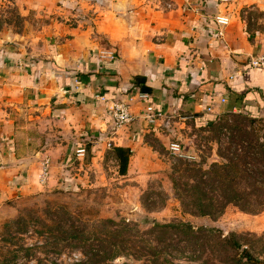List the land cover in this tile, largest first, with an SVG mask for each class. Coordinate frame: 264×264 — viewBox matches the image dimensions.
Segmentation results:
<instances>
[{"label": "crops", "instance_id": "crops-1", "mask_svg": "<svg viewBox=\"0 0 264 264\" xmlns=\"http://www.w3.org/2000/svg\"><path fill=\"white\" fill-rule=\"evenodd\" d=\"M68 1L78 25L48 33L53 42L38 57L5 44L12 34L0 30L1 204L85 181L79 147L95 160L113 152L119 172H128L152 139L180 140L185 150L192 124L227 112L264 115V69L250 65L264 53V37L249 33L235 2ZM120 104L134 119L117 128ZM148 106L163 114L156 124ZM166 117L170 129L160 126Z\"/></svg>", "mask_w": 264, "mask_h": 264}, {"label": "rangeland", "instance_id": "rangeland-1", "mask_svg": "<svg viewBox=\"0 0 264 264\" xmlns=\"http://www.w3.org/2000/svg\"><path fill=\"white\" fill-rule=\"evenodd\" d=\"M42 2L0 0V30L12 34L5 44L38 57L53 42L48 33L56 36L63 25H78L74 1ZM235 4L249 33L264 37V0ZM188 134L185 150L191 159L173 155L167 141L155 138L154 148L133 153L130 170L119 172L113 152L95 160L87 150L76 161L85 175L78 186L46 188L0 203V264H93L96 250L112 243L123 250L109 264H264V210L251 214L230 204L217 218L193 216L183 208L173 181L191 184L193 168H201L212 172L209 182L217 177L212 168L218 164L228 197L264 198V115L253 119L227 112L214 124H192ZM240 159L251 163L246 167L252 179L226 173ZM104 220L114 223L104 226ZM179 222L193 224L195 233L155 226ZM108 228L111 234L103 240L100 232ZM149 252L154 259L146 256Z\"/></svg>", "mask_w": 264, "mask_h": 264}, {"label": "trees", "instance_id": "trees-1", "mask_svg": "<svg viewBox=\"0 0 264 264\" xmlns=\"http://www.w3.org/2000/svg\"><path fill=\"white\" fill-rule=\"evenodd\" d=\"M248 164L251 163L247 159H240L238 162H231L230 166L229 164L227 165L229 167L228 170H226V173L229 174V172L234 171L237 176L239 174L241 176L247 175L252 179L253 176L249 174V170L251 169L246 167ZM219 168L223 167L218 164L213 165L212 170H215V175H217V177L212 178L209 182H207V178L210 177L212 172L201 170V168H193L196 175L193 176V183L191 184L188 182H182L180 178H175L173 180L175 189L185 211L189 212L193 216H210L212 218H217L225 212L226 208L230 204H233L240 210L251 214H257L264 210V198L250 199L241 197L236 194L238 190L235 188H233L231 191L236 195L233 197H228L224 192L229 191L227 189L224 190V188L222 189L224 179L222 176H220L222 173L217 170ZM212 185H214L213 188ZM262 189L264 190V186ZM102 223L104 226L111 227L114 221L104 220ZM155 226L162 228V232H168L170 228H181L184 229V231L186 230V232L195 233L193 224L188 222L167 223L162 225L155 224ZM109 234H111L109 228L100 232L101 238H103V240H107V238L110 236ZM119 249L123 250V247L120 246L119 248V246L117 247L114 243H112L110 247H99V249L96 250L97 253L93 255V258H91L93 260V264H109V261H112L118 255ZM147 255L153 259L156 256L155 253L152 254L151 252L147 253L146 256ZM16 257L17 254L14 256L13 260H15ZM245 257L249 260H253V256L249 252H245ZM97 258H100L99 262ZM156 263L157 262H155V264ZM21 264L29 263L25 262Z\"/></svg>", "mask_w": 264, "mask_h": 264}, {"label": "built area", "instance_id": "built-area-1", "mask_svg": "<svg viewBox=\"0 0 264 264\" xmlns=\"http://www.w3.org/2000/svg\"><path fill=\"white\" fill-rule=\"evenodd\" d=\"M221 3H233V2H238L241 0H217ZM218 21H226L228 20L225 17H216ZM250 65L253 68H260L264 69V53L259 54L250 60ZM148 115L147 119L151 123L156 124L157 121L161 120L163 118V114L161 112H157L153 106H148ZM113 116H114V121H115V126L117 128H120L122 126H125L129 123H131L134 119L130 106L127 104H120L116 105L114 110H113ZM160 126L164 127L165 129H170L172 127V120L170 117H166L163 119V123L160 124ZM111 147V144H108V148ZM168 150L175 156L177 157H186L188 159H191L192 156L187 153V151L184 150L182 143L179 141H171L168 145ZM87 153V148L85 146L79 147L76 150V155L78 158L83 159L86 156ZM49 168H50V161L47 159L44 162V165L42 167L41 173H40V181L44 182L47 177L49 176ZM76 259L78 260V255H76Z\"/></svg>", "mask_w": 264, "mask_h": 264}]
</instances>
